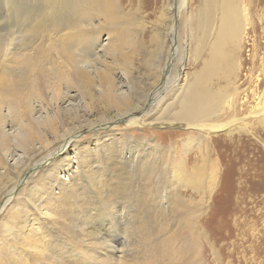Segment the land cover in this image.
<instances>
[{"label": "bare ground", "instance_id": "1", "mask_svg": "<svg viewBox=\"0 0 264 264\" xmlns=\"http://www.w3.org/2000/svg\"><path fill=\"white\" fill-rule=\"evenodd\" d=\"M190 1L183 0L175 23ZM0 4L3 11H8L0 18V36L4 32L20 33L19 47L6 46L5 42L0 45V182L8 181L12 171L20 172L16 185L22 190L15 203L7 192L0 208L11 206L0 233V264H200L198 248L194 255L191 251L192 247L200 246L195 230L197 211L183 206L174 190L164 187L166 183L161 184L159 194L153 191L157 171L149 174L150 169L137 165L141 149L136 145L121 146L125 154L113 159L111 167L102 166L104 163L97 165L101 163L97 155L87 167L80 165L81 162L74 167L68 161L76 146L75 137L79 135L74 133L82 129V122L95 124L85 117L79 119L82 107L77 100L97 96L114 107L118 117H126L127 124L134 128L149 127L146 122L159 116L155 125L178 124L185 130L200 132L194 142L202 166H194L188 172L181 160L172 166V171L174 184L198 193L204 201L206 194L211 196L218 180L219 168L210 160L211 135L225 131L232 136L238 129L252 134L251 127L264 126V109H257L261 97L254 90L255 104L248 117L237 118L232 114L233 118L225 123L219 117L226 116L225 110L230 113L231 109L235 111L246 104L242 101L247 96L239 91L240 81H248L250 85L258 83L252 70L242 78L243 51L249 43L250 32L254 33L256 27L261 29L260 24H264V17H258L251 5L259 7L261 1L198 0L194 33L193 28L190 31L189 14L185 22L189 30L188 44L195 43L193 59L199 68L184 78L180 69L173 82L175 87L172 85V89L155 98L157 109L147 121L133 112L139 106L131 107L129 98L133 87L127 83L123 87L117 82L116 76L128 75L116 68L117 59H126V41L117 27L121 19L115 0H0ZM103 36L107 37L104 44L101 43ZM252 48L250 51L254 52V38ZM251 60L255 62L254 54ZM155 96L154 93L150 98L154 100ZM148 98L145 96L142 101ZM89 106L84 105L85 111L89 112ZM64 113L71 118L75 115L71 130L64 125ZM56 126L61 128L62 135ZM46 132L55 136L61 148L57 154L36 164L31 160L40 151L52 152ZM118 140L127 141L122 134ZM189 145L183 143V157L190 152ZM164 153L161 165L168 174L173 146ZM25 159L33 167L27 168V174V169L20 170ZM93 164L97 169L90 170ZM28 180L33 181L31 187L25 186ZM41 180L42 186H37ZM82 195H86V200ZM180 210L192 241L174 244L173 237H177L171 234L173 237L168 238L171 244L167 247L163 246L167 241L159 236L153 242L157 230L151 229L149 222L154 221L162 231L168 216L171 213L177 216ZM96 222L105 232H101ZM135 234H139L144 242L139 243L144 248L141 250L138 246L135 255H129L128 240H133Z\"/></svg>", "mask_w": 264, "mask_h": 264}, {"label": "rangeland", "instance_id": "2", "mask_svg": "<svg viewBox=\"0 0 264 264\" xmlns=\"http://www.w3.org/2000/svg\"><path fill=\"white\" fill-rule=\"evenodd\" d=\"M260 1L261 5L259 7H254V4H252L251 9L253 12L258 13V17L263 18L264 0ZM115 2L121 19L117 27L120 31L122 30L121 34L126 41V59H117L116 68L128 75V77L116 76L117 82H120L123 87L126 83L133 87L132 96L130 95L131 98H129L132 99L131 107L135 108L139 104L138 110L133 112L140 119L147 121L157 109L158 104L155 98H159L166 90L171 88L173 82L177 79L176 75L179 74L180 69L182 68L183 70L181 76L184 78V75L190 76L193 71L199 68V63L193 59L195 43L192 41L188 44L187 35L189 30H187L185 22L189 14L190 31L193 28L192 33H194V14L197 10L198 0H191L185 8H182L176 21L177 23H175L174 18L177 16V10L183 4V0H115ZM2 7L3 5L0 4V18L8 12L6 9L3 11ZM12 15L13 13L10 14L11 17ZM10 16L8 15V17ZM260 26L262 27L261 29L256 27L257 29L254 33L250 32L249 43L243 51L245 61L243 68L245 71L243 72L242 80L251 70L253 71L254 79H258V83L254 85H250L248 81H240L241 87L239 91H243L244 95L247 96L244 97L242 102L249 103V106L244 104V107L236 108V112L231 109L233 113H227L226 110L223 111L226 116L221 114L219 116L221 120L224 119L222 123L232 119V114H235L234 116L237 118L249 116V111L252 110L255 104L253 103V90L258 92L261 97L258 101L260 103L257 109H264V24L262 26L261 23ZM3 37L5 40L2 39ZM12 38H14V43ZM106 38V36L102 37V44L106 43ZM253 38L255 39L254 52L253 50L250 51ZM0 39L2 40V43L0 40V45L5 42L6 46L8 44H12L11 47L20 46V33L13 35L4 32ZM252 54H254V63L251 60ZM127 72L130 73L128 74ZM154 93L156 96L153 100L150 96ZM145 96L149 98L143 102L142 100ZM77 103L82 107L79 108V119L82 120L85 117L84 119H88L95 124L89 125L86 123L85 125V122H82V129H77L76 132L74 131L75 133H71V135L79 133L75 137L76 146L74 145L73 151L67 157L74 167L78 162H81L80 165L89 166V163L95 161V155L100 157L101 161V163H96L97 165L101 166L104 163L102 166L111 167L110 163L113 162V159H116L118 155L125 154V149H121V146L136 145V147L141 149V157H137V161L139 160L137 165L141 166V169L144 167L150 169L149 174H156L155 171H157V178H154L155 186L153 191L159 194L160 190L162 192L161 184L166 183L167 185L164 187L169 191L174 190L183 206L197 211L196 217H198L196 218L197 222L195 221V230L199 235L197 238L200 246L192 247L191 251L194 255V251L198 248L200 264H264V126L254 125L251 127L254 132L252 134L239 132L238 129L234 130L232 136L225 131L211 135L208 144L210 151L213 149L210 160L213 165L217 164L216 166L219 168L217 172L218 180L211 196L206 194L204 201H202L198 193L189 189H181L179 185L174 184L172 171V166H177L181 160H183L184 167L187 168L188 172L192 171L194 166H202V159L199 158V153L195 150L196 144L194 142L201 135L200 132L185 130L178 124L173 126L155 125V119H158L159 116H154L150 122H146L149 127H131L127 124L126 117H118V111L104 100L98 99L97 96H87L84 100H77ZM86 104L88 106L91 104L89 112L84 109ZM145 111H148V113L144 114ZM62 118L64 119L65 127L71 130V126L75 122V115L71 118V116L64 113ZM151 123L154 125H149ZM107 124H112L113 127L108 129L105 127ZM56 128L59 135H62L61 128L58 126ZM121 134L127 139L126 142L128 143L119 142L118 138ZM46 135L52 143L53 153L40 151L31 160L36 164L49 159L53 154H57L60 151L61 143L54 140L55 136L51 132H46ZM191 136L195 137L193 141H191ZM184 142L188 143V145L191 142V146H188L190 152L183 157L182 147ZM228 143H231L230 146H228ZM36 144L39 146L38 143ZM171 146L174 148V154L171 155L170 168L168 174H166L162 169L163 158H161V155L166 156L164 151ZM131 149L134 151L133 147ZM175 151L178 154H175ZM136 155L138 154L136 153ZM31 161L25 159L24 164L20 165V170L33 168L30 164ZM86 167L83 168L86 169ZM91 167L90 170H93L95 165L93 164ZM29 169L25 170V174L29 172ZM12 173L13 176L8 181L3 179L0 182V190H2V192L0 191V208L7 192L12 195L13 203L17 201L22 192L20 186L16 185L20 172L12 171ZM209 174H211V169L208 171ZM156 179L160 181L156 183ZM32 182V180H28L25 186L30 185L29 187H31ZM42 184L43 180L36 185L42 186ZM207 185L206 180L204 186L206 187ZM85 190L83 189L82 191L85 192ZM82 196L86 200V195ZM8 199L11 201L10 196H8ZM10 207L9 205L0 209V233L3 230V220L6 221L8 219L11 211ZM173 209L175 208L173 207ZM152 213L155 214L153 209ZM183 215L184 213L180 210L179 215L177 214V216L173 217V213H171L170 217L168 216L167 225L163 229H168L171 232L172 228L171 233L163 229L161 231L154 221H150L151 229L157 230L155 231L157 237L153 242H156L159 236L167 241L164 243L163 240V246L167 247L171 244L168 243V238L173 237L171 235L173 234L177 237H173V242H176L174 244L179 243L180 245V242L181 244H189L188 241H192L191 233L185 227V220H181ZM101 222L103 221L99 220V223ZM96 224L98 225L97 222ZM98 227L101 232H105L101 224ZM139 241H141L139 234H135L133 240H128L130 252L127 254L135 255L134 252H136L135 250L138 246H141V250L144 248V244H142L144 242L141 241L142 243H139ZM192 254L191 256H193ZM193 263L196 264L195 262Z\"/></svg>", "mask_w": 264, "mask_h": 264}]
</instances>
